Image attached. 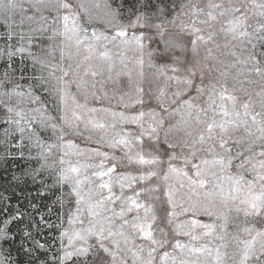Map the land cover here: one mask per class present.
<instances>
[{"label":"snow or ice","instance_id":"6c2138e0","mask_svg":"<svg viewBox=\"0 0 264 264\" xmlns=\"http://www.w3.org/2000/svg\"><path fill=\"white\" fill-rule=\"evenodd\" d=\"M0 27L13 179L51 177L69 225L13 257L4 219L0 264H264V0H0Z\"/></svg>","mask_w":264,"mask_h":264},{"label":"rangeland","instance_id":"374dc122","mask_svg":"<svg viewBox=\"0 0 264 264\" xmlns=\"http://www.w3.org/2000/svg\"><path fill=\"white\" fill-rule=\"evenodd\" d=\"M129 2H131V0H129ZM128 19L129 17L125 16L124 22H128ZM96 27L102 28L103 25H96ZM131 31L132 30L130 29V34ZM4 32L5 30L3 27H0V49L5 48L6 45V40L3 38ZM17 41L18 38H14L12 43L16 44ZM25 47H27V44H25ZM32 50L38 51L35 45H33ZM201 54L203 55V53ZM14 59L17 69H25L23 73L25 79L20 80L19 83L26 89L28 83L27 78L32 75V69L30 67L31 61L27 59V53L24 54L23 63L21 62V56L19 54ZM6 60L7 57H0V75L3 73V66ZM19 75L20 72L18 71L17 76L19 77ZM53 103L54 101H50L47 105L50 111L52 110ZM28 106L29 105H21V107ZM2 114L3 110L0 109V115ZM53 114L55 115L56 113L53 112ZM16 135L18 136L19 134L17 133ZM43 135L47 139L51 136V132L49 131ZM25 143L27 144V141ZM77 143H79L81 147H95V145H89L86 141L77 140ZM6 150L10 151L12 155L7 159L0 158V197H8L6 201H0V226H3L2 221L4 219H10L13 215L16 216V220L9 225V227L13 230L12 235L14 237L15 244V247L12 248V255L13 257L16 256L15 249L16 247H19L21 243H25L26 245L30 243L23 241L21 236L23 231L31 230L36 239L40 240L42 243H46L49 250V257H51L53 254L58 253L60 249V229L55 227V225L60 223L59 217L61 215L64 217L63 227H69L67 224V206L63 210V213H61L60 206L56 202L57 196L60 194L61 190L59 186H57L56 188H52L48 191H43V182H47L49 185L53 182L52 178L47 176V174L44 177H38L35 181H33L30 177H23L18 181L13 179V177H21V169L31 167L35 164V161H29L27 159L29 151L27 147L24 148V158H21L19 152L15 148H10L9 145L4 143V126L0 124V157H3ZM32 151L34 154L35 149ZM72 159L75 160L77 157H72ZM10 184L14 185V187L10 186ZM67 190L68 188L65 186L63 191L67 192ZM65 199L67 200L68 197L65 196ZM33 204L35 205V208L32 207ZM164 207H166V205ZM49 209H51V211H49ZM157 214L161 217V220L158 221L159 227H165L171 235L170 227L167 226L163 220V208L158 206ZM41 217H43L45 223L39 224L38 228L33 227L35 223L41 220ZM201 220L207 221L208 218L201 217ZM50 224L52 225L51 227H49ZM77 227H79V225H77ZM229 230H232V226H230ZM181 239L186 240L187 238L181 237ZM64 243L67 244V241L65 240ZM0 247H2L5 252L9 250V245L3 244L2 242H0Z\"/></svg>","mask_w":264,"mask_h":264}]
</instances>
